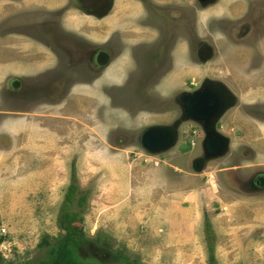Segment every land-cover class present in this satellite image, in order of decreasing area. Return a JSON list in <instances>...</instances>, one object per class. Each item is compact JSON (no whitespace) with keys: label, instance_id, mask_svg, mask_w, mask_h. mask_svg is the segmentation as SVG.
<instances>
[{"label":"rangeland","instance_id":"1","mask_svg":"<svg viewBox=\"0 0 264 264\" xmlns=\"http://www.w3.org/2000/svg\"><path fill=\"white\" fill-rule=\"evenodd\" d=\"M140 1L66 0L57 10L44 12L36 7L20 10L12 0H0V37L12 33L0 44L6 48L0 50L5 61L0 64V228L4 229L0 264H43L48 246L37 243L43 234L52 241L63 233L57 216L69 183L85 195L80 206H69L77 214L85 240L95 246L85 245V258L121 264L110 260L121 251L136 264H207L206 215L215 237L216 264H264V185L253 182L257 174L264 176V164L249 165L264 163V145H256L254 155L244 148L234 149L238 141L229 127L241 115L232 108L218 118L217 130L230 143L221 154L209 157L202 145L204 134L192 132L198 128L191 121H182L174 96V86L185 78V70L195 82L214 76L230 85L231 79L218 77L214 66L225 51L222 47L232 43L254 49L264 44V35L257 40L253 26L243 33V23L235 21L234 15L203 17L194 0ZM66 8L91 13L87 23L82 16L75 33L72 29L66 33L60 23ZM34 22L44 41H50L48 33H60L58 53L64 49L73 54V65L67 71L60 68L67 78H79L76 57L87 47H91L89 62L101 49L105 53L99 59L106 56L107 71L126 68L132 74L135 68L128 55L146 51L156 31L171 32L163 36L173 41L171 71L151 89L142 86L143 77L122 87L115 84L120 74L107 75L91 88H79L86 96L77 94L70 104L51 106L53 71L40 75L34 84L30 79L28 86L34 88L29 90L23 86L25 72L18 68L33 61L32 53L25 54L18 44L25 27ZM220 29L230 36L219 38ZM182 39H187L186 62ZM137 40L144 43L135 45ZM9 41L12 47L3 46ZM161 46L165 48V43ZM173 47L181 60L174 59ZM46 51L35 56H49ZM258 54L264 62V52ZM189 59L197 65L188 64ZM200 60L205 62L199 64ZM141 64L144 76L155 71L148 59ZM159 125L171 130V145L149 151L139 137L143 128ZM261 134L264 143V128ZM238 136L243 138V132Z\"/></svg>","mask_w":264,"mask_h":264},{"label":"flooded vegetation","instance_id":"2","mask_svg":"<svg viewBox=\"0 0 264 264\" xmlns=\"http://www.w3.org/2000/svg\"><path fill=\"white\" fill-rule=\"evenodd\" d=\"M219 1L220 0H194V2L199 6V13H202L205 10L211 8ZM239 1L243 3L245 10L242 12V14L237 15L234 20L242 21V32L244 33L247 29L253 26L254 30L256 29L254 31V35H256L257 38L261 35H264V0ZM139 2L141 3L140 0ZM195 11L197 12L198 10L195 9ZM193 17L195 20V15H193ZM257 24L261 25L260 28H258ZM25 28V32H22V35H25L26 37L37 40L39 43L44 44L47 52L49 53V56H51L52 63L48 64L45 68L38 71H30L25 73L22 72L24 73L22 77V79L24 80L23 86L26 89L29 88V90L30 87H32L33 89V84L39 80L38 77H40V75L44 74L47 71H53L51 81L56 79L54 83L55 90L52 91V93L54 92V100H52L49 105L62 107L63 104H66L64 102L70 104L71 100L74 99V95L78 94L79 96H86L83 92L79 91V88H91L96 83L102 81L104 76L109 75L111 70L107 71L106 56H102L99 59V55H104L103 53L105 52H103V50L101 49L97 50L93 53L91 62H89L88 57H91L89 56L91 55L89 54L91 47H87L84 48V51H86L85 53L76 57V59L78 60V64H80L79 71L77 72L79 78H67L66 75L68 74L66 72L65 74H61L60 68L64 66V69L62 70L67 71L73 65L72 62H74V58L72 57L73 54L66 52L64 49H62L64 53H58L57 50H55L59 48L57 46L59 44L57 39L60 37V33H55L52 31L48 33V39H50V41H44L42 32L39 30V25L36 24V22H34V24H30V26H27ZM36 30L39 32H37ZM207 32L208 35L211 36V33L209 31ZM165 33L171 34V32L156 31V37L151 40L152 45L148 49H146V51L141 50L140 53H137L134 56L132 54L128 55V60L133 65L136 72L132 70V74H130V72H128L126 68H120L119 72H115L117 74L116 77H118L119 74L121 75V78L115 81L116 85H121L122 87L127 86L132 81H138V79H140L139 77H143L146 80L141 81L142 86H144L146 89H151V86L157 87L158 85H161L164 80H166V77L168 76L167 74L171 71L172 68L173 41L171 37L167 38L169 39H166L167 41L164 40L163 36L165 35ZM217 33L224 38L230 36L229 33L225 32L223 29L218 30ZM182 41L184 42L186 51L183 56V61L185 60L186 62L188 55L187 39H182ZM142 42L143 40H137V43H135V45L141 44ZM164 43L165 48L161 46ZM198 49L203 50V47H200ZM146 52L147 54H145ZM181 58L182 55L180 57V60ZM147 59L155 67V71L152 72L150 76H144V74L139 71L140 64H144ZM259 59H257L256 57L253 65H257L259 63ZM189 62L193 64V66L197 65L196 61L192 59H189L188 64ZM197 62L199 64H202L201 62L203 61L200 60ZM54 72H56L55 75ZM138 72H140L141 74ZM183 76L185 78L182 79L179 86H177V84L174 86L175 93L177 92L174 96L175 99L179 101V107L183 118L182 121H191L195 124V126H197L198 129H193L191 130L192 132L199 130L200 132H202V134H204V137L207 133H212L215 136L221 135L225 137L224 135L217 132L220 126V124H218V118L222 116L226 110L234 108L241 115L237 119H232L233 124L229 127L232 138H236V140L238 141L236 142L234 149L238 150L239 148H244L246 149V151H249L252 155H254V147L256 145H264V143L261 142L263 141L261 131L264 128V97H260L259 95V92L261 90H264V85L255 84L254 81H245L240 78L231 79L230 85L227 86L221 79L214 78V76H206L205 78H201L197 82H195L193 77L187 76V70L183 72ZM30 79H34V81L31 86H28ZM107 83L108 81L106 80L105 84L107 85ZM36 87L38 88L40 86L36 85ZM41 91L42 90L39 88L40 93ZM36 92L38 93V95L40 94L38 91ZM193 94H198V96L191 98V95ZM212 97L216 100V104L214 106L211 103ZM167 100H169V98H165V101ZM159 102H162V100H159ZM61 103L63 104L61 105ZM67 108H69V105H67ZM190 108H192L194 113L201 116V118L195 119L194 117L190 116L188 114L190 112ZM159 129L168 130L171 135V130L165 126L159 125L145 127L143 128V131L139 137L141 146H143L141 138L146 133L155 132L157 135L163 137L159 133ZM241 131L243 132L244 139L242 138V136H238L239 132ZM247 137L248 139H246ZM229 143L230 141L226 138L225 149L227 148ZM263 164L264 163H251L249 165ZM253 182L254 184L264 185V176L257 174L256 176H254ZM94 255H96V253H94Z\"/></svg>","mask_w":264,"mask_h":264},{"label":"crops","instance_id":"3","mask_svg":"<svg viewBox=\"0 0 264 264\" xmlns=\"http://www.w3.org/2000/svg\"><path fill=\"white\" fill-rule=\"evenodd\" d=\"M13 2L15 3L16 7L20 10L25 9L27 7H36V8L43 9L44 12H48L52 10H57L58 8L64 5L63 3H65L66 0H12V3ZM242 8H243V3H241L239 0H220L216 5H213L211 8L202 12L201 15L203 17L204 15L205 16H217V17H221L224 15L227 17H230L231 15H234V17H236L237 15H240L242 13ZM5 10H7V5L3 7V11ZM69 10L73 11L72 12L73 14L70 16H67V14H69ZM90 15L91 14L82 13L77 8H72V9L66 8L64 12L61 14L60 23L66 32H69L72 29V32L75 33V31H77L78 26L81 23H83V18L86 19V23H87L89 21L88 18L90 17ZM105 16H107V14ZM66 20H68V23ZM10 34H12L10 30L6 31L5 33L6 36ZM6 36H3L2 38L0 37V44L2 43L1 39L3 40L6 39L4 38ZM22 36H23V41L19 42L18 46L25 54H28L29 52L32 53L33 61L31 63L26 62V65L22 67H18L19 70H23V72L38 71V70L45 68L48 64L52 63L51 57L48 55H45V56L36 55L35 56V54H44L43 51L45 52V49H46L44 44L39 43L37 40H33L29 37H26L25 35H22ZM218 36L219 38H224L220 35ZM6 45L9 48L12 47L11 42L9 44L8 42L3 44V46H6ZM222 48L225 51L220 53V55L215 59V64H214V66L216 67L215 68L216 72L220 73L218 77L227 76L228 79H240L241 78L245 81L250 80V81H254L255 84L264 85L263 59L260 58L261 62L259 59V63L257 65H253L254 63L253 60H255V57H256L255 54L264 52L263 43L257 46L255 45V47H253L254 49H252V47H248L246 44H243V45L236 44L235 45L232 43H228V45H225ZM5 49L4 47L0 48L1 51L2 50L6 51ZM173 50H174L173 52L174 59H180L181 54L180 55L177 54L176 47H173ZM253 50H254V53L256 51V53L254 54V57L252 54ZM46 53L48 54L47 51ZM3 63H5V61L3 62L0 59V64H3ZM8 70H11V69H8ZM187 74H189V71L187 72ZM116 75L117 74L113 70H111L109 73V77L111 78L116 77ZM230 83H231V80L229 81V84ZM259 95L260 97H264V90H261L259 92Z\"/></svg>","mask_w":264,"mask_h":264},{"label":"trees","instance_id":"4","mask_svg":"<svg viewBox=\"0 0 264 264\" xmlns=\"http://www.w3.org/2000/svg\"><path fill=\"white\" fill-rule=\"evenodd\" d=\"M76 185L69 183L63 195V207L57 216L58 226L63 233L57 234L52 241L48 239V235L43 234L38 243V247L48 246L46 249V260L43 264H100V259L95 257L85 258L82 252L85 245L95 247L94 244L87 242L83 236L81 227L77 225V214L72 211L70 205L80 206L84 200V193H78ZM102 236H106L101 234ZM100 235L95 237L98 240ZM203 238L205 241L207 264H216L213 254L214 233L211 224L204 215L203 220ZM103 249V247H98ZM110 260L120 261L121 264H136V259L129 260L121 251L111 255ZM104 262V261H101ZM105 263V262H104Z\"/></svg>","mask_w":264,"mask_h":264},{"label":"water","instance_id":"5","mask_svg":"<svg viewBox=\"0 0 264 264\" xmlns=\"http://www.w3.org/2000/svg\"><path fill=\"white\" fill-rule=\"evenodd\" d=\"M197 96L198 94H193L191 95V98ZM211 99H212L211 103L214 106L216 104V100L213 97ZM189 111L190 112L188 114L194 117L195 119L201 118V116L193 112L192 108H190ZM158 131L163 137L157 135L155 132L146 133L145 135L142 136L141 138L142 145L147 150L160 151L171 145L172 139L169 131L165 129H159ZM225 145H226V138L221 135L215 136L212 133H207L203 139V149L209 157L221 154L225 150Z\"/></svg>","mask_w":264,"mask_h":264},{"label":"built area","instance_id":"6","mask_svg":"<svg viewBox=\"0 0 264 264\" xmlns=\"http://www.w3.org/2000/svg\"><path fill=\"white\" fill-rule=\"evenodd\" d=\"M0 231H1L0 234L4 233V229L3 228H0Z\"/></svg>","mask_w":264,"mask_h":264}]
</instances>
